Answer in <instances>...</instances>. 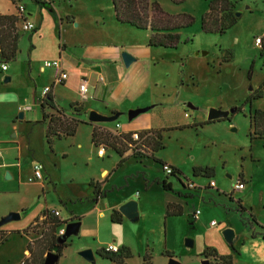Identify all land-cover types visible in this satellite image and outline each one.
<instances>
[{"label": "rangeland", "instance_id": "1", "mask_svg": "<svg viewBox=\"0 0 264 264\" xmlns=\"http://www.w3.org/2000/svg\"><path fill=\"white\" fill-rule=\"evenodd\" d=\"M38 1L46 5H36L31 0H0V13L17 18L12 29L0 31V46L9 36H19L15 59L0 60L8 68L7 73L0 72V154L6 164L0 170V221L11 213V208L27 204L37 191L35 184L40 183L33 180L31 158H34L38 160L34 164L42 167L44 192L50 190L60 217L72 212L82 218L79 232L65 241L68 247L57 264H110L98 257L89 263L78 255L90 250L97 256L108 245L129 252L131 258L124 264H168L171 259L177 264H219L211 257L204 258V253L211 252L218 257H230L231 264L262 261L264 147L263 140L253 136L249 118L255 111L264 112V94L250 104L244 102L249 97L255 98L264 83V0H149L168 17H179L182 25L189 26L177 32L173 50L160 49L150 54L154 61L145 65L148 76L137 102L143 112L130 118V112L134 111L123 109L105 125L115 130L118 124L129 133L151 128L160 132L163 150L154 158L179 170L180 183L187 188L184 190L176 180L167 178L174 192L167 198L177 199L175 193L182 196L179 199L182 215L167 219L166 199L159 187L165 175L158 164L151 160H129L116 169L118 158L112 151H107L101 160L97 151L89 147V127L78 129L72 138L55 141L50 151L44 139L41 110L33 97L42 94L49 80V75L39 72L44 62L59 58L63 64L73 65L78 53L86 55L99 47L103 49L102 41L110 46L126 42L145 47L149 31L116 24L109 0ZM211 7H215L211 19L214 16L218 19L220 11L227 8L233 20L223 34L215 32L220 25L211 19L208 22L211 32L201 29V20ZM108 17L112 19V27L107 25ZM25 23L34 28L37 23L40 31L23 32L21 26ZM161 37H156L157 41H163ZM257 39L260 46L255 45ZM29 63L37 80L29 74ZM65 67L68 72V65ZM5 78L10 82L5 83ZM210 109L239 112L199 127L207 122ZM86 117L81 120H87ZM257 133L264 134V125ZM102 167L109 173L103 180L99 177ZM19 168L25 177L23 181L16 178ZM194 169H209L212 178L194 177ZM5 173L13 175V180L9 181ZM240 178L244 189L235 191L234 185ZM49 180L56 184V191H52ZM94 180L106 181L108 207L120 198H133L130 201L137 203L136 219L122 217L120 224H113L112 212L105 211L96 223V206L76 202L86 196L90 198L87 188ZM22 184L28 189L24 190ZM41 201L33 198L28 210ZM238 202L246 213H239ZM196 211L199 215L193 221ZM43 221L44 216L37 227ZM16 223L10 222L0 229L11 230ZM42 230L34 228L32 232L40 237ZM225 230L234 233L231 244L223 237ZM28 239L10 233L0 245V264L21 262ZM245 247L247 253L242 251Z\"/></svg>", "mask_w": 264, "mask_h": 264}, {"label": "trees", "instance_id": "2", "mask_svg": "<svg viewBox=\"0 0 264 264\" xmlns=\"http://www.w3.org/2000/svg\"><path fill=\"white\" fill-rule=\"evenodd\" d=\"M34 4L45 6L42 1L31 0ZM112 6V11L114 15L115 22L120 25H126L130 28L141 31H149L150 37L148 41V46L153 48L174 49L177 44L178 35L177 32L183 28L188 27V24L182 25L179 17L171 18L164 14L157 5L150 3L149 0H109ZM232 5V4H231ZM228 5V8H231ZM216 7V6H215ZM215 7L209 9V13L201 20V29L204 32H211L209 30V19L211 15L215 12ZM227 7V6H226ZM47 8L48 7H44ZM217 8V7H216ZM214 16L213 19L215 23L220 25L219 30L215 32L223 34L228 28L233 24V20L229 18V13L227 8L220 11L218 16ZM17 22V18L13 16H0V31L5 32L12 29ZM159 36H162L163 41H157ZM19 36H9L7 42L0 46V60L3 59L4 62L15 59L17 51V42ZM2 62V61H1ZM0 62V64H1ZM247 80H250V71L247 73ZM50 92V89H49ZM46 93L44 98L39 101V107L41 110V123L44 125V138L48 149L51 151L52 146L55 141H60L63 138L73 137L80 126H88L91 128L90 143L94 148H102L104 151L110 150L118 157V163L116 164V169L120 168L122 164L128 160H134L135 162H142L144 160H151L158 164L161 168L166 167L160 161L154 158V155L163 150L162 138L159 131L149 130L139 133H129V134H117L112 133L108 129L101 127L98 124H92L87 120H81V117L85 116L84 108L80 104H71L69 110L61 109L55 103L54 97ZM264 94V84L263 92H259L258 95L254 97H249L244 102V105L250 104L254 99H260ZM46 111H52V113H46ZM239 110H236V113ZM250 126L253 128V136H259L263 140L264 147V134L257 133L260 126L264 125V112L255 111L253 115L250 116ZM223 121V120H220ZM218 122V121H217ZM213 122H206L200 126L211 124ZM137 135V140L133 141L132 136ZM261 136V137H260ZM170 174L165 176V179L159 183L161 191L165 194L166 204L164 217L167 218H177L182 215V207L180 205L179 199L182 198L180 193H175L177 199L167 198V195L174 193L171 189V185L167 182V178L176 180L182 189H187L180 183L179 177L181 173L179 170L169 167ZM194 177H202L204 179L212 178V171L209 169H194ZM241 182V178L239 180ZM106 181L102 183H89L88 185V197L77 200L79 203H89L95 204L98 200L104 198L107 194L103 185ZM185 198H188L185 196ZM238 211L241 214L246 213V210L241 206V202L237 203ZM44 221L41 223L40 227H33V229H28L24 231L34 230V228L43 229L40 237L27 245L26 251L28 252V258L25 259L21 264H43L45 255L49 252H54L58 258L61 257L64 250L68 247L65 241H61L56 237L57 231L64 225L69 223L79 222V218L71 219L70 221H61L59 218L50 215L49 212H44ZM122 217L118 212L113 211L111 215V222L113 224H120ZM193 221L195 219L192 217ZM249 219L253 224L256 223L255 219L249 214ZM264 232V228L261 227ZM8 234L0 231V245L5 242ZM262 240L264 242V234H261ZM254 238V234L252 235ZM231 248V246H230ZM97 257L108 261L110 264H124V261L130 259L131 256L129 252L125 249H120L116 254L105 253L103 250L96 253ZM167 257H170L166 254ZM204 258L207 259L211 257L214 262H219V264H231L230 257H218L215 252L210 254L204 253ZM208 264V263H207Z\"/></svg>", "mask_w": 264, "mask_h": 264}, {"label": "crops", "instance_id": "3", "mask_svg": "<svg viewBox=\"0 0 264 264\" xmlns=\"http://www.w3.org/2000/svg\"><path fill=\"white\" fill-rule=\"evenodd\" d=\"M0 16H5V14L0 13ZM110 18L111 17L106 18L108 27H112V19ZM75 27L77 26L75 25ZM39 31H40V25L37 26V23H36L35 30L31 33L36 34ZM145 32H148V31H145ZM102 44H103L102 45L103 49L99 47V49L92 54L87 53L86 55H82L83 53L81 54L78 53L76 55L77 58L75 59V62L73 65H69L68 63L63 64V62L59 58L53 59L52 61L54 60L61 61L63 70L67 74V80L62 84H55V71L54 70H47V69L44 70L42 69V67L39 69L40 74L49 75V80L47 81V84L42 89V92L44 89L49 88L50 89L49 94H51L54 97L55 103L57 104L59 108L66 110L65 106H67V111H68L69 106L71 104H80L84 108L85 117L86 116L88 117V114L90 112H93V113H96L106 118L118 117L119 113L121 114V112L124 111L123 109H130V111H139V108L140 109L142 108V105H138L137 102L139 100L138 98L140 97L139 95L141 93L143 84L145 83L146 77L148 76V71H146L145 65H149L150 62L154 61L151 59L153 55H150V54L152 52H157L158 50L162 48H153V47H149L148 45L143 47L142 45H133V44H129L126 42H119V44H114L110 46L108 43H106V41H102ZM123 53H127L133 59L128 67H125L121 61V55ZM1 64H5V63L1 62ZM65 64L68 65V68H67L68 72L66 71ZM28 70H29V74L31 73L32 77L37 80L38 77L31 72L32 70L30 68V63H29ZM7 71H8V68L6 69L5 72H2V73H7ZM0 72H1V69H0ZM9 82H10V79H9ZM81 85H85L86 87V92L84 94H81L79 92V87ZM162 91H163L162 93H164V89ZM62 92H64V94H62ZM33 97H34V101H36L39 104V101L44 98V95L43 93L40 96H36L34 94ZM144 109H147V108H144ZM151 109L153 108L151 107ZM140 111L143 112L142 109ZM46 113L49 114V113H52V111H48V112L46 111ZM147 118L151 120L150 115ZM105 124L107 123L98 124V125L108 129L112 133L129 134L128 131L121 130L118 124L114 126L115 130L108 128ZM117 126H119V128H117ZM85 127H88V126H80L78 129L85 128ZM44 129L45 128H43V131ZM149 130H152V128L147 129V131ZM87 133H88L89 141H90L91 128L87 130ZM56 142H59V141H56ZM80 147L81 146H78V148ZM89 147L91 148V150L93 149L97 151V157L100 158L101 160L105 157L106 152L110 151V150H107V151L103 150L102 155L99 156L98 152L102 148H94L91 145V143H89ZM36 162H38V160L31 158L32 167H33V164ZM4 167H6L5 160H3L2 155L0 154V170ZM15 167L17 168L19 166L15 165ZM6 175L8 174L5 173V176ZM108 176H109L108 170L102 167L99 177L103 180V179L108 178ZM16 178H17V181H20V180L23 181L25 179V177L22 176L20 168L18 171H16ZM12 180H13V175L9 177V181H12ZM91 182L101 183V181H97V180H94ZM39 183L40 184H35L37 191L35 192V194L32 196V198L29 200L27 204H22L15 208H11L10 210L11 213L19 214L18 223L12 225L11 230L0 229L1 232L8 234V236L10 235V233L16 232L18 235L24 236L27 239L29 238L27 244H25V248L23 251V260L19 262L18 264L22 263L29 256L28 252L26 251L27 245L31 244L32 242L36 241L39 238L32 231H28L27 233H24V231L28 229H33V227H35L36 225L38 226V224L43 220L44 212H49V213L54 212V211L58 212L54 207L55 203L53 204L54 200L50 194V190H47V192H44L46 188L42 186L41 182ZM49 183L53 186L51 188L52 191H56V184H53L50 180H49ZM104 186L105 185H103L102 188H104ZM21 187L25 188L24 190L28 189L26 184H22ZM19 189L20 188H18V191H20ZM40 194H42L43 196L42 201L40 200ZM164 197H165V194H164ZM33 198H36L37 200L41 202L37 203L36 206L30 211L28 210V207L30 203L32 202ZM106 198L107 196L98 200L94 204L98 212L96 223L102 217L103 212L105 211H111V212L116 211L117 212V209L120 206H122L123 204L133 199V198L128 199V198L123 197V198H120L119 200H116L113 205H109L108 207L106 203ZM60 199L62 202L63 198H60ZM165 204H166V201H165ZM88 205L86 206L89 207ZM65 207H67V205ZM24 214H25V218L21 220V216ZM58 214H59L58 218L61 221H66V222L74 218H79L78 215H75L72 212H70V215L66 217L64 215L60 217L61 216L60 212H58ZM81 220H79V222H81ZM79 230H80V226H79L78 232ZM95 259H97V256H95ZM258 264H264V260L260 261Z\"/></svg>", "mask_w": 264, "mask_h": 264}, {"label": "water", "instance_id": "4", "mask_svg": "<svg viewBox=\"0 0 264 264\" xmlns=\"http://www.w3.org/2000/svg\"><path fill=\"white\" fill-rule=\"evenodd\" d=\"M132 60L133 59L125 53H123L121 55V61L125 67H128L130 65V63L132 62ZM7 82H9L8 78L5 79V83H7ZM187 107L189 109H193L190 105H187ZM140 112L141 111L130 112V118L134 117L135 115H137ZM235 113H236L235 109H230L228 111H220V110H216V109H210L208 114H207V122H217L220 120H226L230 114H235ZM19 118L21 119V115ZM115 118L116 117L106 118V117L100 116L96 113L90 112L88 114L87 121L92 123V124H103V123H109V122L113 121ZM6 178L9 179V176L6 175ZM117 212L123 218H126L128 220H135L137 217V204L134 201H129V202L123 204L122 206H120L117 209ZM18 220H19V214L10 213L6 217L1 219L0 227L4 226L10 222H14V221H18ZM63 226H64V234L61 237H59V239L61 241H66L68 238L77 235L80 224H79V222L67 223V224H64ZM222 234H223L225 241L228 244H231L233 239H234V233L231 230H225V231H223ZM190 244L191 243H187V245H190ZM78 255L83 260H85L89 263H93L95 260L94 254L90 250L82 251ZM58 260H59L58 256L49 252L45 255L43 264H57ZM168 264H177V263L171 259Z\"/></svg>", "mask_w": 264, "mask_h": 264}, {"label": "built area", "instance_id": "5", "mask_svg": "<svg viewBox=\"0 0 264 264\" xmlns=\"http://www.w3.org/2000/svg\"><path fill=\"white\" fill-rule=\"evenodd\" d=\"M22 11V9H21ZM21 30L23 32H33L35 30L34 26L32 24L29 23H25L21 26ZM255 45L256 46H260V40H256L255 41ZM0 69L1 72H5L7 67L6 64H0ZM42 69H47V70H54L55 71V84H62L67 80V74L64 72L63 70V66L60 60H54V61H47L44 62L42 65ZM49 92V88H46L43 90V95H45L46 93ZM79 92L81 94H84L86 92V87L85 85H81L79 87ZM117 128H119V126H117ZM137 135H133L132 136V140L136 141ZM102 151L103 149H101L98 152V155L101 156L102 155ZM42 167L39 164H34L33 168H32V174H33V180L34 181H38V182H42V173H41ZM162 171L164 172L165 176H168L170 174V168L169 167H163ZM214 184L211 182L210 186H213ZM190 189H193L190 186H188ZM244 189V184L242 182H238L236 185H234V190L235 191H241ZM50 215L54 216V217H59L58 212L54 211V212H50ZM199 215V212L196 211L193 214V218L196 219V217ZM211 226H214V223H211ZM64 234V226H62L56 233V237H61ZM119 251V249L117 247H115L114 245H108L105 249L104 252L105 253H112V254H116Z\"/></svg>", "mask_w": 264, "mask_h": 264}, {"label": "clouds", "instance_id": "6", "mask_svg": "<svg viewBox=\"0 0 264 264\" xmlns=\"http://www.w3.org/2000/svg\"><path fill=\"white\" fill-rule=\"evenodd\" d=\"M242 251L245 252V253H247V252H248L247 247H245L244 249H242ZM260 258H261L262 260H264V255H261Z\"/></svg>", "mask_w": 264, "mask_h": 264}, {"label": "flooded vegetation", "instance_id": "7", "mask_svg": "<svg viewBox=\"0 0 264 264\" xmlns=\"http://www.w3.org/2000/svg\"><path fill=\"white\" fill-rule=\"evenodd\" d=\"M264 84V83H263ZM263 84L261 85V88L259 89L260 92H263ZM255 100V99H254Z\"/></svg>", "mask_w": 264, "mask_h": 264}]
</instances>
